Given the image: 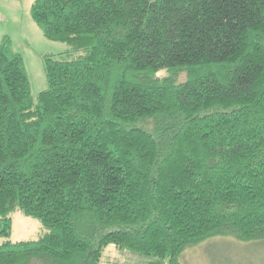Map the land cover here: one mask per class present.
<instances>
[{
    "label": "trees",
    "instance_id": "obj_1",
    "mask_svg": "<svg viewBox=\"0 0 264 264\" xmlns=\"http://www.w3.org/2000/svg\"><path fill=\"white\" fill-rule=\"evenodd\" d=\"M64 41L34 98L0 40V264H185L264 242V0H32ZM45 227L12 241L10 213Z\"/></svg>",
    "mask_w": 264,
    "mask_h": 264
},
{
    "label": "rangeland",
    "instance_id": "obj_2",
    "mask_svg": "<svg viewBox=\"0 0 264 264\" xmlns=\"http://www.w3.org/2000/svg\"><path fill=\"white\" fill-rule=\"evenodd\" d=\"M32 0H0V40L8 35L12 47L23 58L29 79L30 93H37L47 86L44 70V54H59L67 48L64 41L48 38L33 20L30 12ZM11 229L7 238L12 241L34 239L45 231L38 217L27 215L16 208L10 213ZM6 237L0 235V242ZM230 236H215L184 250L181 260L185 264H264V242L237 243ZM102 262L123 261L135 264L143 258L125 249L109 244L103 249ZM34 257L22 264H40Z\"/></svg>",
    "mask_w": 264,
    "mask_h": 264
}]
</instances>
